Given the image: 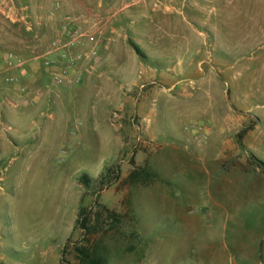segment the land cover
<instances>
[{"label":"rangeland","instance_id":"374dc122","mask_svg":"<svg viewBox=\"0 0 264 264\" xmlns=\"http://www.w3.org/2000/svg\"><path fill=\"white\" fill-rule=\"evenodd\" d=\"M92 16L98 59L54 83L42 56ZM83 251L264 264V0H0V264Z\"/></svg>","mask_w":264,"mask_h":264},{"label":"built area","instance_id":"2783aa9c","mask_svg":"<svg viewBox=\"0 0 264 264\" xmlns=\"http://www.w3.org/2000/svg\"><path fill=\"white\" fill-rule=\"evenodd\" d=\"M104 34L105 21L99 16H92L84 23H73L65 42H55L53 47L42 56L44 68L51 80L56 84L80 85L82 62L98 59ZM4 63L14 64L17 67L25 65V61L14 53H9ZM5 81L13 83L15 78L6 77ZM23 91H26V88Z\"/></svg>","mask_w":264,"mask_h":264},{"label":"trees","instance_id":"16d2710c","mask_svg":"<svg viewBox=\"0 0 264 264\" xmlns=\"http://www.w3.org/2000/svg\"><path fill=\"white\" fill-rule=\"evenodd\" d=\"M138 177H139V175L136 172L132 173V175H131V179H133V180L138 178ZM150 178H151L150 175L146 174V180H149ZM83 256H84V262L85 263L88 262L90 264H103L101 259H99L96 256L93 257L88 251H83Z\"/></svg>","mask_w":264,"mask_h":264}]
</instances>
